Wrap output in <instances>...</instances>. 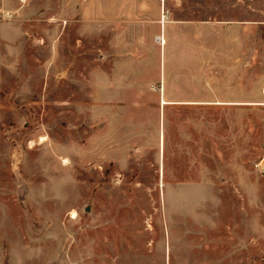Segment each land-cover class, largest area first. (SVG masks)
Wrapping results in <instances>:
<instances>
[{
  "label": "rangeland",
  "instance_id": "1",
  "mask_svg": "<svg viewBox=\"0 0 264 264\" xmlns=\"http://www.w3.org/2000/svg\"><path fill=\"white\" fill-rule=\"evenodd\" d=\"M230 1L0 0V264H264V0Z\"/></svg>",
  "mask_w": 264,
  "mask_h": 264
},
{
  "label": "crops",
  "instance_id": "2",
  "mask_svg": "<svg viewBox=\"0 0 264 264\" xmlns=\"http://www.w3.org/2000/svg\"><path fill=\"white\" fill-rule=\"evenodd\" d=\"M230 5H228V7H231V8H239V9H247L248 6H247V1L246 0H231L230 1ZM198 6V5H197ZM219 7L218 5L215 6V8ZM191 21H194L196 23L199 22V19L198 17L196 16L195 18H192ZM254 23H259V24H262L264 23V20L261 19V20H255L253 21ZM118 67V66H117ZM126 72L128 74H130V66L128 65V67L126 68ZM128 81H130V78H128ZM99 82V81H98ZM98 82L96 81L95 84H96V96H95V102L94 103H102V101H100L101 97L99 96V93H98V90L100 89L99 86H98ZM101 94V93H100Z\"/></svg>",
  "mask_w": 264,
  "mask_h": 264
},
{
  "label": "bare ground",
  "instance_id": "3",
  "mask_svg": "<svg viewBox=\"0 0 264 264\" xmlns=\"http://www.w3.org/2000/svg\"><path fill=\"white\" fill-rule=\"evenodd\" d=\"M43 140H45V138H42V141H43ZM72 213H73V212H72ZM74 215H75V214H73V216H74Z\"/></svg>",
  "mask_w": 264,
  "mask_h": 264
}]
</instances>
